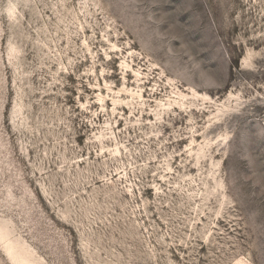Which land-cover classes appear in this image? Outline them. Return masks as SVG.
<instances>
[{
    "label": "rangeland",
    "instance_id": "obj_1",
    "mask_svg": "<svg viewBox=\"0 0 264 264\" xmlns=\"http://www.w3.org/2000/svg\"><path fill=\"white\" fill-rule=\"evenodd\" d=\"M0 264H264V0H0Z\"/></svg>",
    "mask_w": 264,
    "mask_h": 264
}]
</instances>
